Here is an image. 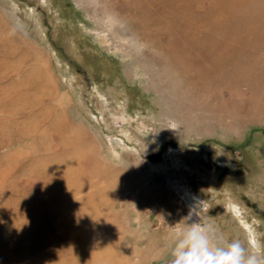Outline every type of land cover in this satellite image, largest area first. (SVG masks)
<instances>
[{
    "label": "rangeland",
    "instance_id": "1",
    "mask_svg": "<svg viewBox=\"0 0 264 264\" xmlns=\"http://www.w3.org/2000/svg\"><path fill=\"white\" fill-rule=\"evenodd\" d=\"M237 255L264 264V0H0V264Z\"/></svg>",
    "mask_w": 264,
    "mask_h": 264
},
{
    "label": "bare ground",
    "instance_id": "2",
    "mask_svg": "<svg viewBox=\"0 0 264 264\" xmlns=\"http://www.w3.org/2000/svg\"><path fill=\"white\" fill-rule=\"evenodd\" d=\"M152 157V156H151ZM153 158H154V156H153ZM178 187V186H177ZM180 191V190H179ZM191 198V197H190ZM187 199V198H186ZM188 200V199H187ZM196 205V204H195ZM192 206V205H191ZM196 215V214H195ZM195 217V216H194ZM192 221H193V225H194V227H195V232H196V234L199 236L200 235V231L201 230H203V228H202V225H201V223H200V221H198L197 219H194L193 220V218H192ZM204 226V225H203ZM204 229L207 231V233H208V235L206 236L207 238H209V239H211L213 242L215 241V240H217V237H219L220 238V236L219 235H213L212 233H213V227L212 226H208L207 224H206V227H204ZM218 229V228H217ZM206 235V234H205ZM209 241V240H208ZM207 246V245H206ZM213 246H215V244L213 245ZM208 247V246H207ZM199 249V248H198ZM212 251H213V249H207V248H205L203 245L201 246L200 245V250L199 251H197L198 253H200V256H201V258H203V259H206V258H209L211 255H212Z\"/></svg>",
    "mask_w": 264,
    "mask_h": 264
},
{
    "label": "clouds",
    "instance_id": "3",
    "mask_svg": "<svg viewBox=\"0 0 264 264\" xmlns=\"http://www.w3.org/2000/svg\"><path fill=\"white\" fill-rule=\"evenodd\" d=\"M237 252H239L238 246H237ZM224 255H231V253H225ZM236 264H241V258L239 257V255H237L236 257ZM249 264H251V262H249Z\"/></svg>",
    "mask_w": 264,
    "mask_h": 264
}]
</instances>
